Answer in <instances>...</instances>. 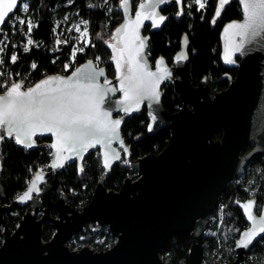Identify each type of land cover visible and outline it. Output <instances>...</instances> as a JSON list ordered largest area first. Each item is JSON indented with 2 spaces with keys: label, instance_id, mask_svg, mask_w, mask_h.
Masks as SVG:
<instances>
[{
  "label": "water",
  "instance_id": "1",
  "mask_svg": "<svg viewBox=\"0 0 264 264\" xmlns=\"http://www.w3.org/2000/svg\"><path fill=\"white\" fill-rule=\"evenodd\" d=\"M21 1L18 0L14 12ZM169 1L159 3V0H139L133 5L132 0H127L125 5V0H119L122 19L106 40L110 51L109 61L113 66L112 75L108 74L105 65H99L89 57L66 74H46L29 86H24L19 78L9 84L8 87L20 82L21 90H27L48 77H73L75 80L77 77L73 74L77 69L95 72L97 85L106 90L116 89L114 92H107L102 108L111 111L110 119L121 120V124L108 149L96 145L82 151L79 156L65 151L63 157L70 158L63 159V166L57 168L51 167L56 162L57 151L51 147L56 143V138L51 133H38L33 137V146L27 147L24 143H17L14 135L8 136L0 128V136L12 138L18 146L25 149L35 147L36 138L47 135L50 141L39 143L44 146L48 144L52 150L47 167L34 170L25 188L13 197L9 205L1 204L4 190L1 183L0 152V264H164L160 251L168 238L176 232L190 233L192 243L188 264H203V236L219 196L253 156L264 154V29L257 30L255 34L249 29L242 35L239 34V29L225 30L230 23L244 22L242 6L240 0H237L241 17L227 21L221 27L219 54L222 64L234 67L236 71L225 88L213 90L207 76L203 75L197 83H193L187 75L185 66L188 60V40L185 35L170 61L159 56L152 62L148 56L150 35L144 33L143 28L148 24L149 30H155L163 25L167 15L161 11V7ZM140 4H144V8H140ZM177 5L178 13H181L182 0ZM218 7L219 0L214 17ZM153 8L157 13L156 26L152 18H144L145 15L150 16ZM137 11L142 14L138 24L132 23L136 20ZM161 15L165 17L162 22L158 20ZM124 25H128L126 30L122 27ZM117 29L121 31L118 32ZM226 55L230 56L233 63L225 62ZM178 56L184 58L178 60ZM161 58L164 62L162 67H166L170 75L158 83V100L146 97L138 106L134 105L125 113L123 106L119 104L124 99L123 92L119 89L125 68L122 67L118 72L117 61L124 65L130 59L134 69L139 65L156 72L157 61ZM101 69L102 76L99 75ZM105 80L109 83L104 84ZM166 81L173 84L181 102L174 111L167 110L161 102V87ZM5 91L6 89L0 91V94ZM143 106L148 117L147 131L150 133L159 126L167 125L168 140L158 152H149L129 160V167L135 171V177H125L116 190L108 189L103 181L105 172H109L115 163L129 157V149L121 133L122 124ZM155 124L158 126L152 129L151 126ZM94 149H98L100 153L104 172L89 201L77 208L67 202L66 194L60 186L59 172L67 162L75 160L77 173H80L82 161ZM105 152L109 154L108 168L104 167ZM113 153H118L119 159H113ZM37 173L43 176L42 180L37 181L39 191L32 192L30 199L21 201L18 197L28 190ZM249 200L256 202L252 214L256 217L257 232L260 226H264V222L260 220V216H264V203L259 208L255 197L235 202L247 225L239 231L233 247L235 255L228 264H242L247 251L264 235L258 234L246 248L237 247L236 242L242 233L252 228V222L247 219L245 210L241 207ZM14 205H27L28 208L21 214L15 227L10 229L5 213ZM44 223H48L52 229V234L47 239L43 237ZM86 224H90L94 232L108 227L115 237L114 243L102 250H93L87 245L70 249L66 242Z\"/></svg>",
  "mask_w": 264,
  "mask_h": 264
},
{
  "label": "trees",
  "instance_id": "2",
  "mask_svg": "<svg viewBox=\"0 0 264 264\" xmlns=\"http://www.w3.org/2000/svg\"><path fill=\"white\" fill-rule=\"evenodd\" d=\"M137 0H133V5ZM186 1L189 3L186 4ZM217 0H204V8H200L191 0H182V12L174 0L161 7L167 15L159 29L149 30L148 24L143 28L149 33L147 53L152 62L159 56L169 61L180 48L181 39L185 35L188 40V60L185 66L187 75L193 83L201 77L207 76L213 90L225 88L233 78L236 69L222 64L220 54V30L224 23L241 17L240 5L232 0L224 6L219 16L214 17ZM111 6V7H110ZM18 11V7L14 13ZM28 14L32 20V30L28 31V24L19 21L8 22L6 18L0 27V40L3 34L7 37L5 66L11 74L17 76L30 75L43 77L46 74L59 71L64 62L69 61L71 41L56 45L54 31L55 19L65 13H72L86 21L89 42L81 51H77L71 66L77 65L86 58L98 55L99 65H105L109 75L113 74V66L109 61L110 51L106 46L114 27L122 19L119 9V0H28ZM215 21V22H213ZM63 38L66 39V36ZM33 41L28 44V40ZM27 49V50H26ZM15 50L16 61L10 60V52ZM36 67L33 68L32 65ZM18 73V74H17ZM12 78V77H9ZM230 78V79H228ZM4 77H0V83ZM13 79H10L11 82ZM161 102L169 110H176L181 104L180 99L169 81L161 87ZM148 117L146 108L135 112L126 118L121 127V133L129 149L128 160L158 152L167 142L169 128L167 125L159 126L152 132L147 131ZM158 124L151 126L155 129ZM220 132L217 134L219 136ZM47 135L36 138V146L25 149L18 146L12 138H3L0 143L2 170L1 183L3 196L1 204L9 205L15 195L23 190L32 172L38 168H46L52 156ZM83 171L77 173V162H67L59 172V182L62 191L66 194L67 202L77 208L86 204L92 191L103 174L100 153L98 149L90 151L81 164ZM105 172L104 185L108 189H118L125 177H135V171L129 167V162L120 161ZM248 197H255L259 208L264 203V154L253 156L242 168L239 175L229 182L224 193L219 196V205L211 216L217 214L212 223L210 217V231L203 236L204 252L203 264H228L235 255L234 244L239 231L247 225L246 219L235 202ZM21 206H10L5 213L7 225L13 229L24 212ZM52 229L48 223L43 224V237L49 238ZM94 231L90 224L74 236L87 242ZM107 238L114 237L107 233ZM82 236V237H79ZM191 236L188 232L173 233L160 254L164 264H188ZM242 264H264V235L257 240L247 251Z\"/></svg>",
  "mask_w": 264,
  "mask_h": 264
},
{
  "label": "snow or ice",
  "instance_id": "3",
  "mask_svg": "<svg viewBox=\"0 0 264 264\" xmlns=\"http://www.w3.org/2000/svg\"><path fill=\"white\" fill-rule=\"evenodd\" d=\"M164 2L165 0H159V3ZM176 2L179 4L181 0H176ZM196 2L200 8H204V3H201L200 0H196ZM229 2L230 0H219L216 16L220 15L224 5ZM17 3L18 0H0V26L3 25L6 17H9V13L14 14ZM126 4L127 0H125ZM240 4L244 22L230 23L225 30L227 31L229 28L239 29L241 30L239 34L242 35L249 29L252 30L253 34L259 29H264V0H240ZM139 7L144 8V4H140ZM27 8L28 5L24 4L23 10L27 11ZM141 16V12L137 11L136 20L132 23L138 24L141 21ZM156 16L157 13L153 8L150 16L145 15L144 18H152L154 26H156ZM158 20L162 22L165 17L161 15ZM19 23L24 24L25 21L19 20ZM27 23L28 31L31 32L32 21H27ZM82 23L86 24V22ZM122 27L126 30L128 25ZM77 30L79 31L78 27ZM117 31L120 32L121 29H117ZM85 33H82V36ZM27 43L32 44L33 41L29 39ZM141 45H143L142 40ZM237 50H239V45ZM183 58L182 56L177 57L178 60ZM11 59L15 62L17 58L12 56ZM113 59L115 60L116 57ZM225 62L233 63V60L226 55ZM163 63L161 58L157 61L156 72H152L139 65L134 69L130 59L124 65L117 61L118 72L122 67L125 68L119 89L124 95V99L119 101V104L123 106L125 113L129 112L134 105L138 106L146 97L150 96L158 100V83L170 75L167 68L162 67ZM32 67L35 68L36 65L33 64ZM99 75H103V69L100 70ZM73 76L77 78L74 80L73 77H48L34 87L27 88V90H21L22 83L16 82L7 87L3 94H0V128L4 129L8 136L14 135L17 143H24L27 147L33 146V137L38 133L42 134L46 131L56 138V143L51 145L57 150L56 162L51 165L53 168L62 167L63 159L70 158L63 157L62 154L65 151L79 156L82 151L96 145L108 149L121 124V120L110 119L111 111L102 108L107 92H114L116 89L106 90L103 86L97 85L95 72H82V70L77 69ZM108 83L109 81H104V84ZM2 138L0 136V139ZM121 146H123L122 142ZM125 151L127 150L125 149ZM108 155V152L104 153L105 168L110 167ZM112 158L119 159V154L113 153ZM42 179L43 176L37 173L28 190L18 198L21 201L30 199L32 192L39 191L37 181ZM255 203V201L249 200L241 205L245 210L247 219L252 222V228L242 233L241 238L236 242L237 247H248L258 234L264 233V226H260L257 232L256 217L252 214ZM257 211L260 209L257 208ZM260 220L264 222V216H260Z\"/></svg>",
  "mask_w": 264,
  "mask_h": 264
},
{
  "label": "rangeland",
  "instance_id": "4",
  "mask_svg": "<svg viewBox=\"0 0 264 264\" xmlns=\"http://www.w3.org/2000/svg\"><path fill=\"white\" fill-rule=\"evenodd\" d=\"M191 2H194L197 4V6L199 7V4L196 2V0H191ZM201 3H204V0H200ZM189 3L188 1H186V4ZM27 4L28 5V0H22L18 6V11L16 13H14L9 19L8 22L13 23L15 21H19V20H24L26 24L27 21H32L31 20V16L30 14H28L27 11L23 10V5ZM111 7V6H110ZM82 22H86L85 20H83L82 18L78 17V16H74L72 13H65L62 17H58L55 19V25H54V31L56 34H60L62 37L66 36V40L67 42L71 41V52L69 54V61H66L65 64L67 65H71L72 62L74 61V56L75 53L77 51H81L83 49V47L89 42V33H88V28H87V24L82 23ZM33 23V22H32ZM77 27L79 28V31L77 30ZM85 29H86V33H85ZM82 33H85L82 36ZM6 43H7V37L5 34H3V36L1 37L0 40V61H3V63H0V77H4V79L10 80V79H15V75L11 74L9 72V69L7 68V66H5V56H6ZM59 43H57L56 45H58ZM10 60L12 61L11 57L12 56H16V52L15 50L11 51L10 54ZM97 55L94 59V61L99 64L100 58ZM18 74V73H17ZM12 77V78H9ZM122 161L124 162H129V160L127 158H124ZM219 205V201L217 206ZM217 206L215 207V209L217 208ZM214 209V210H215ZM217 214H214L212 217V223L214 224V219H216ZM210 219V218H209ZM210 223V221H209ZM209 226V224H208ZM208 226L205 230L206 231H210L211 226L208 229ZM211 231L212 228H211Z\"/></svg>",
  "mask_w": 264,
  "mask_h": 264
},
{
  "label": "built area",
  "instance_id": "5",
  "mask_svg": "<svg viewBox=\"0 0 264 264\" xmlns=\"http://www.w3.org/2000/svg\"><path fill=\"white\" fill-rule=\"evenodd\" d=\"M55 41L56 43L63 44L64 42H66V39L63 38L61 35H56ZM65 63L66 62H64L62 68L59 71H56L54 73L66 74L76 66V65L74 66L67 65ZM41 77L34 78L26 74L23 76H17L12 81H15L19 78L21 81H23L24 86H29ZM11 82H9V80L7 79H3L0 83V91L6 89ZM107 233H110L109 228L103 227L99 231L95 232V234L87 242L82 241L81 239L70 238L66 243L70 249H79L80 247L87 245L93 250H102L109 248L115 241V237L111 233L110 234L114 237V239L113 240L108 239L106 235ZM0 242H1V238H0Z\"/></svg>",
  "mask_w": 264,
  "mask_h": 264
},
{
  "label": "flooded vegetation",
  "instance_id": "6",
  "mask_svg": "<svg viewBox=\"0 0 264 264\" xmlns=\"http://www.w3.org/2000/svg\"><path fill=\"white\" fill-rule=\"evenodd\" d=\"M137 1H139V0H137ZM137 1H136V2H137ZM132 2H133V0H132ZM134 4H135V3H134ZM27 208H28V206L26 205V206L22 207L21 209L25 210V209H27ZM74 235H75V234H74ZM74 235L71 237V239H72V238H75ZM79 237H82V236H79Z\"/></svg>",
  "mask_w": 264,
  "mask_h": 264
}]
</instances>
